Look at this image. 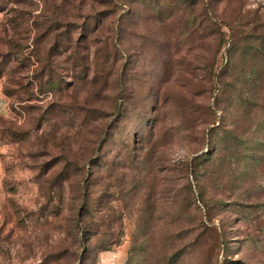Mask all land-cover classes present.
Instances as JSON below:
<instances>
[{
    "label": "rangeland",
    "instance_id": "obj_1",
    "mask_svg": "<svg viewBox=\"0 0 264 264\" xmlns=\"http://www.w3.org/2000/svg\"><path fill=\"white\" fill-rule=\"evenodd\" d=\"M0 264H264V0H0Z\"/></svg>",
    "mask_w": 264,
    "mask_h": 264
},
{
    "label": "trees",
    "instance_id": "obj_2",
    "mask_svg": "<svg viewBox=\"0 0 264 264\" xmlns=\"http://www.w3.org/2000/svg\"><path fill=\"white\" fill-rule=\"evenodd\" d=\"M44 18H45V22L43 23V25L45 26V28H44L43 36L47 37L50 33H53V32L55 33V35L53 37V43L50 44V46H49L50 50H52V51H54V50L55 51H61V50L77 51L78 50V48H79V44L78 43H79L80 40H79V38H76V39L73 38L71 29L67 28L64 32H59L60 28L62 26H61V24H60V22L58 20V15L55 17V19H52V20L49 17H45L44 16ZM46 18L50 19V20H47ZM43 25H38V28L43 27ZM90 32L94 33L95 32V27ZM64 34H66L65 37H64ZM50 57H51V55L48 54V56H47V58L45 60L46 62L44 63V60L42 61V63H44V70L47 67H49V62L51 61ZM99 64H101V63H99ZM99 64H98V61L95 60V68L100 66ZM89 67H91V66H89ZM85 207H86V203L83 206V209H85ZM84 229H85V232H83V234L81 236V239L84 238V242H86L84 234L88 231L89 228L85 227Z\"/></svg>",
    "mask_w": 264,
    "mask_h": 264
}]
</instances>
